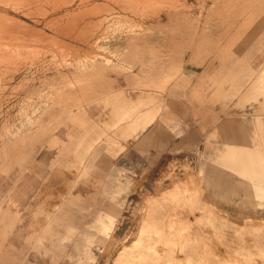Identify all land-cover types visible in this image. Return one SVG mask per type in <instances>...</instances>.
<instances>
[{
  "label": "rangeland",
  "instance_id": "374dc122",
  "mask_svg": "<svg viewBox=\"0 0 264 264\" xmlns=\"http://www.w3.org/2000/svg\"><path fill=\"white\" fill-rule=\"evenodd\" d=\"M262 74L264 0H0V264H264Z\"/></svg>",
  "mask_w": 264,
  "mask_h": 264
},
{
  "label": "crops",
  "instance_id": "0c3cea01",
  "mask_svg": "<svg viewBox=\"0 0 264 264\" xmlns=\"http://www.w3.org/2000/svg\"><path fill=\"white\" fill-rule=\"evenodd\" d=\"M224 58L225 59H228V62L230 60H232V62L235 63L237 61V59H238V55L236 53H229L227 56L225 55ZM92 74L93 73L87 74L85 72H82V73H80L81 77L78 80L79 81H83L84 80L83 79L84 76H87V79L86 80H88L89 82H91L90 79H93ZM152 79L154 80V78H152ZM255 85H257L259 87H264V74H262L261 76H259L258 80L256 81V83L252 87L253 89L256 88ZM107 95L110 96L112 99L119 98V96L122 95L124 97V100L127 101L126 103L123 104L124 107H122V109H123L122 112L121 113L118 112L117 114H115V118L113 119V121H114V123H115L116 126L118 125L119 122L121 123V122L126 121V120H129L131 118H136L138 116V114H139V111H140V109H138L139 107H150L152 105V103H154V101H155V98L152 97V95H148L145 98L140 97V102L139 103H141V106L138 105L136 107V106H130L129 105L130 103H132L131 102L132 100H130L129 98H126L125 94H123V93L117 94L114 91L109 90L107 92ZM72 96L75 97L76 100L82 99V96H83L82 95V90L75 91L71 95V97ZM72 112H74V110H72ZM154 121H155L154 118H151L148 121H146L144 123V125L142 126L141 131L142 132L146 131L154 123ZM259 122H261V121L258 118V125L261 124ZM236 124H235L234 121L229 120V121H226V122L220 124L218 126V130H222V129L226 128V127L227 128L235 127ZM238 124H242V122H239ZM97 140H99V137H96V138H94L93 136L90 137V141H89V144H88V150H91L93 152H96L97 151L96 150V145L98 143ZM231 162L240 163L241 160L240 159L239 160L238 159L237 160H233V159H228V158H225L224 159V163H226V164H229ZM247 162L250 163V164L260 165V164H264V158L261 159V158H256V157L253 156V157L249 158L247 160ZM238 171L243 172L244 175H246L247 177L251 178L254 181L255 188L257 190H260L261 189V183L264 182V166L246 167V168H241V169L239 168Z\"/></svg>",
  "mask_w": 264,
  "mask_h": 264
},
{
  "label": "bare ground",
  "instance_id": "6f19581e",
  "mask_svg": "<svg viewBox=\"0 0 264 264\" xmlns=\"http://www.w3.org/2000/svg\"><path fill=\"white\" fill-rule=\"evenodd\" d=\"M36 3V2H35ZM32 5V4H31ZM69 14V13H68ZM68 16V15H67ZM64 20V19H63ZM19 22V21H18ZM21 24V23H20ZM10 31V30H9ZM12 48V47H11ZM21 51V50H20Z\"/></svg>",
  "mask_w": 264,
  "mask_h": 264
}]
</instances>
